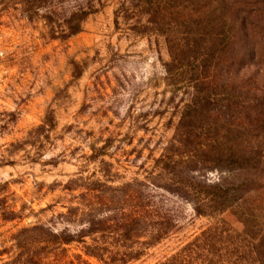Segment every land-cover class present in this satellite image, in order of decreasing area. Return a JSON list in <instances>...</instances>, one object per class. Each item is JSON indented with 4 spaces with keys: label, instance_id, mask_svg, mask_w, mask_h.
Segmentation results:
<instances>
[{
    "label": "rangeland",
    "instance_id": "obj_1",
    "mask_svg": "<svg viewBox=\"0 0 264 264\" xmlns=\"http://www.w3.org/2000/svg\"><path fill=\"white\" fill-rule=\"evenodd\" d=\"M149 8L143 0H0V264L25 263L23 228L74 234L87 228L75 222L74 209L98 201L94 189L136 182L154 196L170 231L155 246L135 245L143 254L127 264H198L200 248L191 244L203 232L242 231L230 213L197 215L169 180L218 178L191 151L209 135V116L227 103L230 89L223 86L245 81V105L264 97V46L262 58L247 62L235 80L221 68L209 78L212 89L194 88L193 80L213 73L189 65L197 50L183 64L171 60L168 25H150ZM213 9L215 39L240 34L238 15L264 38V0H215ZM83 12L90 14L73 34ZM197 92L201 105L211 100L207 112L196 113L198 126L185 111ZM83 247L31 249L72 258Z\"/></svg>",
    "mask_w": 264,
    "mask_h": 264
},
{
    "label": "trees",
    "instance_id": "obj_2",
    "mask_svg": "<svg viewBox=\"0 0 264 264\" xmlns=\"http://www.w3.org/2000/svg\"><path fill=\"white\" fill-rule=\"evenodd\" d=\"M214 1L143 0V5L150 6V25L156 22L154 19L168 25L164 35L170 45L171 60L183 64L185 56L197 50L200 57L192 56L193 62L189 65L201 68L205 73H213V78L203 74L204 77L193 80L194 88L199 83L212 89L214 85L209 78L217 79L215 72L221 68L226 79L232 80L233 76L235 80L247 68V62L253 64L263 56L264 44L259 42L264 38L258 39L256 31L249 30L247 19L240 15L237 16L240 25L238 36L225 34L221 40L215 39L213 20L217 10L213 9ZM89 14L83 12L80 15L73 34L81 31V22ZM183 27L191 30V35L187 33L189 36L186 38L181 33ZM218 47L220 50H217ZM228 84L230 86L222 87L230 89L226 105L209 116V135L203 133V140L191 151L193 156L203 157L199 162L204 167L201 169L213 165L209 171L216 172L218 178L211 182L187 176L182 180L170 179L169 182L179 187L182 191L179 197L191 204L197 215L208 217L227 212L242 225L241 232L213 228L196 238L191 245L200 248L198 264H264V97L256 96L253 106L245 105L248 103L243 100L247 94L245 81L232 80ZM196 95L185 111L191 116L189 121L198 122V126L196 113L201 110L207 112L211 100H206L208 106L201 105L199 100L203 93L197 92ZM200 129L203 131L202 127ZM194 171L198 173L200 169ZM158 187L168 192L166 188ZM93 191L100 195L98 201L84 205L85 209H74L78 210L75 222L85 221L82 226L85 225L86 229L74 234L69 231L56 233L42 226L19 231L27 241L24 264H89V258L102 264H127L143 254L134 250L135 245L155 246L169 235L170 228L166 226L161 212L157 211L154 196L146 194L143 184L136 182L121 188L105 187V190ZM105 195L109 196L105 198ZM89 197L93 198V193ZM87 238L92 241L91 244L86 241ZM144 238L145 241L141 242ZM73 244H83L84 250L72 258L41 255V252L34 253L31 249L37 245L41 250L50 248L66 252L65 248ZM120 248L127 252H122ZM5 264H16V261Z\"/></svg>",
    "mask_w": 264,
    "mask_h": 264
}]
</instances>
